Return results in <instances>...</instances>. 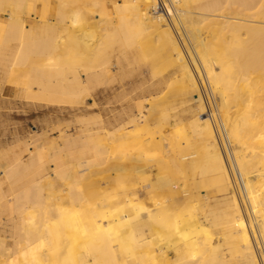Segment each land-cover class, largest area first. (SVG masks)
Instances as JSON below:
<instances>
[{
	"label": "bare ground",
	"instance_id": "bare-ground-1",
	"mask_svg": "<svg viewBox=\"0 0 264 264\" xmlns=\"http://www.w3.org/2000/svg\"><path fill=\"white\" fill-rule=\"evenodd\" d=\"M163 3L0 0V78L17 89L19 99L83 109L100 88L124 86L160 46L179 53L182 76L179 99L170 103L159 106L171 83L156 82L144 101L119 94L113 119L103 107L77 120V136L62 132V143L43 137L40 145L17 142L0 149V226H9L0 238L12 241L7 254L0 249L2 264L264 263V0ZM182 42L192 49L191 60ZM198 78L213 96L233 160H226L212 118L204 116L209 108ZM174 105L184 106L186 124L174 117ZM173 118L177 122L168 125L176 127L170 142L176 149L170 154L162 147V130ZM147 145L166 156L150 160L156 164L150 169L134 163L142 161ZM110 163L113 176L105 174L113 178L101 192V175L97 182L91 175ZM186 178L195 182L196 201L192 194L190 200L176 196ZM202 188L228 190L231 198L209 208ZM154 191L170 199L158 200ZM238 192L252 213L248 220Z\"/></svg>",
	"mask_w": 264,
	"mask_h": 264
},
{
	"label": "rangeland",
	"instance_id": "rangeland-1",
	"mask_svg": "<svg viewBox=\"0 0 264 264\" xmlns=\"http://www.w3.org/2000/svg\"><path fill=\"white\" fill-rule=\"evenodd\" d=\"M160 1H161L162 5H163L164 4L163 0H160ZM172 11L176 12V10H174V9H172ZM164 12H167L165 10V8H164ZM166 15H168V12H167ZM152 44H154L155 46L160 45L155 40L152 41ZM182 44H183V42H182ZM183 48H184V51H185L188 59L191 60V52L193 54L192 49L190 48V51H189L185 44H183ZM178 65H179V53L175 52V51H172V50H169L168 48H166L164 46H160V48L157 49L153 54H151L145 61H143L139 65L135 66L136 67L135 72L131 75L132 77L130 76L126 80V83L124 84V86L117 85L114 89H108L106 91H104L103 88H100L98 90V92H96L93 96L87 97L86 101H85V104H86L85 106L86 107L82 106L84 110L81 107L80 108L79 107L70 108V106H68V108H66L67 106H59L60 108H58L57 105H54V107H52L53 105H51L50 107H49V105H44L45 106L44 107V106L39 105V104H33V103H31L29 101H26V100L24 101V99H22V98L19 99L20 96H19V92L17 91V89L13 88L12 86H10V85H8L6 83H3L1 81V78H0V149H2V147L6 148V146H9L10 144L17 143V142H19V143H21V142L27 143V142L32 141L35 144H39L40 145V143L43 144L45 142V139H46V142H47V140L50 141L53 138H54L53 140L57 141L58 143H62L61 142L62 138L61 139H59V138L64 133L65 134L67 133V135L70 134V136L73 138L74 137V133L77 132L76 135H75V136H77L78 129H80V127H81L80 126L81 122H79V124H78L77 120L81 121L79 119H81L82 117H86V115H90V116L92 114L96 115L97 113H99V111L102 110L103 107H105L104 108L105 109L104 114L105 113L107 114V116L105 114V117L107 119H113V116L118 114L119 110L121 108L120 103L116 101V97L119 94L127 93L128 96H130V98L132 100H134V102L137 101V100L140 101L141 99L143 100L144 97L147 96L149 85L154 84L156 82H161V83L168 82V83H171V86L169 88H167L166 92L163 94V96L161 98L162 100H160L161 103H159V106L161 104H164V103L165 104L166 103H170V102H172L175 99H179V95L178 94H180L181 89H182L181 88L182 85L180 83L181 79H182V76H181V73L178 70ZM112 69L114 71L118 70V64H117L116 60L112 61ZM202 76H203V74H202ZM198 81H199L198 84H199V87H200L199 89H200L201 95H202L203 99L206 102V108H209V109H207V111L204 114V116H207V114H208L210 116V118H212L213 123H214V128H215L216 132L218 133V138H219V142H220L222 151L225 150L224 151V155L226 157V160H227V156H228V158L230 160H233L232 154L230 152L231 151L230 144H228L229 142L227 141V139H226V137L224 135V131H222L223 129L221 128V123H220V119H219V116H218V112H217L216 106H215V104H214V102L212 100L213 96H211L212 94H210L208 89L204 90L202 82H201V80L199 78H198ZM7 89H8V91H7ZM12 89H15V91H13ZM5 91H7V93ZM12 93H14V94L12 95ZM196 93L197 92L193 93V97H195L197 95ZM6 97L8 98V100H6L7 99ZM15 99H16V101H15ZM10 101H12V102H10ZM145 103L148 104V106L150 104L147 100L145 101ZM39 106H41V107H39ZM61 107H62V109H61ZM115 107H116V109H115ZM77 108H79V111H76ZM111 108L114 109V110H112ZM171 108H172V111L174 112L173 113L174 117L177 116V115L181 116L180 124H186V118H185L186 116L184 115L185 112L182 110L184 108V106L180 107L178 105H174ZM106 109H107L108 112L106 111ZM117 109H119V110H117ZM114 111L116 112V114H115ZM112 112H114V114ZM153 114H155V115L157 114L156 115V118H157L158 112L156 111V113H155V111H154V113H152V114L150 113V115H149L150 119L148 120V122L149 123L152 122L151 123L152 124L151 128L156 127V124H153V122L155 121L154 120L155 117L151 116ZM95 115H93V116H95ZM90 116H88V117L90 118ZM93 116H91V117H93ZM108 116H109V118H108ZM111 116H112V118H111ZM88 117H86V118H88ZM176 122L177 121H176L175 118L171 119L170 122H167V124H164L163 130H162V132L165 135V139H166V140H164V142H163L164 145L162 147H164L163 149L169 151L170 154L173 153V151H175V149H176L175 148L176 147L175 144L170 143V142H173V139H175V136L173 135L174 134L173 130L176 127H174L172 129V127H170L168 125V123L169 124H175ZM215 123L218 124L219 131L217 130V126H216ZM188 131H190V130L188 129ZM62 132H63V134H62ZM155 135L158 136L159 133L157 132V134H155ZM43 137H45V139ZM41 138H43V139L40 140ZM55 138H58L59 140L58 139L56 140ZM37 141H38V143H37ZM39 141H41V142H39ZM117 141L118 140H115L114 143H117ZM148 145L145 146L143 150L145 151V155H147V158H150L151 156H153V158L146 160V157L143 156L144 155V153H143L144 151H143V152L140 153L143 158L139 154V158H142V161L137 160L134 163H136V164L140 163L142 166L146 165L147 169L148 168L150 169L151 166L154 167V165H156L154 163L155 160L156 161L158 160L156 158V156L159 158V157L164 156V155L160 153V152H162V150L159 151L156 145H151L149 147H148ZM30 146H32V145H30ZM223 147L224 148L228 147V148L224 149ZM149 148H151V149L155 148V149L151 150ZM227 152L229 154H231V155L227 154ZM159 153L161 155H158ZM164 157H166V156H164ZM153 159H154V161L150 162V160H153ZM124 160H125V158H123L122 161H124ZM143 161H144V163H143L144 165L141 163ZM149 162H150L151 165L149 164ZM146 163H148L149 165H147ZM131 164H133V163H131ZM131 164H128V165H131ZM106 165H105L106 168L102 167L103 170L105 169L104 171L102 170L103 172L101 170H99V171H95L91 175L92 179L93 178L96 179V181L94 180L95 182H97L98 179H99V181H98V183H99L100 179H101L100 186H97V188L99 190L101 189L100 190L101 192L103 190H105L106 188H108V185L110 187L108 179H112L113 178V177H107L106 178V176L110 175V174H111V176H113V174H112L113 170L111 169L112 167L108 168L109 165L111 166L113 164L110 163L107 166ZM168 165H169V163H168ZM159 166H161V165H159ZM129 167H131V166H129ZM108 169H109V171H108ZM98 174H100L101 176L98 175ZM96 175L98 177L99 176L100 177L98 178V177H96ZM131 179H130V181H131ZM182 180H183V178H182ZM182 180L180 179L179 183L182 182ZM210 180H208V181H210ZM190 181H191L190 178H186L185 179V182H187V183H186V186L184 188L187 189L188 191H190L188 193H185L183 191L184 188L182 189V188H179V187L176 186L177 184H179L178 182H176V185L173 186V188H175V189L179 188L177 190V192H176L179 195L178 196L176 194V196L178 198H180V197L184 198V196H185L187 199L190 200V198L192 196L191 199L196 201L195 200L196 193H197V195H200V194H198V190L196 189L195 182L194 181L190 182ZM104 183H105V185H104ZM96 185H97V183H96ZM105 186H107V187L105 188ZM208 187H210V184L208 185ZM241 188H242V186L240 185V190L243 189V188L242 189ZM201 190H203L201 192L202 196H205V195L208 196V202L210 204L209 208H211V207L215 208L214 205H216V204H218L220 206L224 205V202L228 201L231 198V194L229 193L228 190H222L221 192H218V193H215V194L209 192V191H211L210 188L208 189V191H207V188H202ZM241 192H242V195L244 196L243 191H241ZM156 193L157 192L154 191L152 193V195L155 196V198L158 199V200H161V199L169 200L170 199V197L167 195L166 192L158 191L157 195H156ZM138 194H139L138 195L139 199L140 200L142 199L141 201L143 203H145L144 205H147V201L149 200V197H147L148 195L146 194V191L144 189L139 188ZM160 195H161V197H160ZM239 195L241 196V194L238 192V196ZM193 196H195V198ZM240 196H239V199H240L242 211H243V213H245V212L247 213V214H244V217L246 219H247L248 216L250 218L253 217L252 213L249 212V209L247 208V206L243 202V199L240 198ZM149 202H150V200L148 201V203ZM183 205H185V203ZM207 209H206V211H207ZM247 210H248V212H247ZM204 214H205V211H200V215H201L200 217L204 218ZM7 226L8 225H6L5 228L2 226L3 229L0 226V230H3L6 235H8V231H9L8 230L9 226L8 227ZM217 239H218L219 242L220 241L222 242L224 249L228 248V246L226 245V243L224 241V238H223V236L221 234L217 235ZM11 242L12 241L9 238L6 239V240L0 238V249L1 250L4 249V254L8 253V249L7 248H9L11 246ZM173 252L174 251L170 250V255H174ZM1 255L2 254H0V257H1ZM2 258H3V256L0 259H2ZM4 258L6 259V256H4ZM4 258L2 259L3 261L0 260V264H2L4 262V260H5ZM260 262H261L260 264H264L263 260L261 258H260ZM40 263H42V264L44 263L45 264V262H41V261L38 262V264H40Z\"/></svg>",
	"mask_w": 264,
	"mask_h": 264
}]
</instances>
